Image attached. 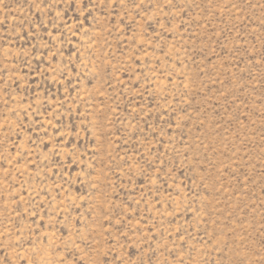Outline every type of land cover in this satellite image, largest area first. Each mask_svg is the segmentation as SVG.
Returning <instances> with one entry per match:
<instances>
[{"label": "rangeland", "instance_id": "374dc122", "mask_svg": "<svg viewBox=\"0 0 264 264\" xmlns=\"http://www.w3.org/2000/svg\"><path fill=\"white\" fill-rule=\"evenodd\" d=\"M0 264H264V0H0Z\"/></svg>", "mask_w": 264, "mask_h": 264}]
</instances>
